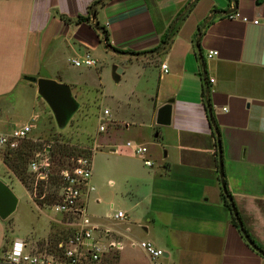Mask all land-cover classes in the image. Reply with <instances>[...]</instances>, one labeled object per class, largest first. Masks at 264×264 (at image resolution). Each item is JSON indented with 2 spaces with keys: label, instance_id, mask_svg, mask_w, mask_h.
<instances>
[{
  "label": "crops",
  "instance_id": "obj_1",
  "mask_svg": "<svg viewBox=\"0 0 264 264\" xmlns=\"http://www.w3.org/2000/svg\"><path fill=\"white\" fill-rule=\"evenodd\" d=\"M233 12L249 21L229 18ZM86 53L98 63L102 54L121 57L119 80L136 83L126 101L117 99L108 152L132 213L100 221L124 245L119 264H264L221 198L224 178L245 232L264 250V0H0V132L10 131L15 94L37 93L24 77L42 67L79 93L69 78H86L92 67L74 75L70 60ZM169 100L171 121L158 125ZM31 119L35 127L39 116ZM123 129L129 137L120 143ZM128 141L146 147L151 166L123 147ZM8 218H0V259L21 239L9 238ZM140 240L163 256L129 245Z\"/></svg>",
  "mask_w": 264,
  "mask_h": 264
},
{
  "label": "rangeland",
  "instance_id": "obj_2",
  "mask_svg": "<svg viewBox=\"0 0 264 264\" xmlns=\"http://www.w3.org/2000/svg\"><path fill=\"white\" fill-rule=\"evenodd\" d=\"M154 53L150 52L149 55L153 56ZM121 59V57L112 54H102L100 63L90 69L86 78H69L74 81L73 83L77 87H80L79 93L72 94L79 107L64 128L57 127L51 110L38 93L33 95L31 92L24 91L22 94H15L16 105L12 109L10 108L6 118L8 127H11L9 129L12 130L16 126L30 122L32 116H39V120L35 122L36 126L32 128L27 140L33 141L38 147L37 149L49 146L55 173L60 167L69 164L77 157L93 155L91 182L95 191L89 196L87 212L93 216L94 221L98 222L104 220L101 217L110 213L111 206L116 211L132 213L130 210L132 200L121 194L124 189L128 188V184L124 177L115 171V167L110 164L111 159L108 153L111 149L109 139L111 119L117 111V99L126 101L130 90L136 85L133 78L126 76L121 80H115L113 66L120 63ZM83 70H87L86 67H76L69 72L77 75L79 71ZM146 91H155L154 80ZM105 109L111 115L104 121L105 129L98 131L99 117ZM2 132L4 131L2 130ZM122 133L119 139L120 143L129 137L127 131L124 130ZM59 148L67 150L68 154L65 156L57 155L56 150ZM59 158L62 160V164L57 162ZM111 178L115 180L114 186L108 183V179ZM18 179L13 176V173L0 159V180L10 187L18 199L15 211L9 216L6 223L8 236L10 239L15 236L26 239L29 247L40 250V244L45 243L50 234L54 232V226L61 227L63 225L58 223L59 215L47 206L45 199L41 201L42 203L37 202L34 193L38 195L39 188L38 184L33 187L35 179L34 182L23 181L22 183ZM42 186L45 192L51 187L50 183ZM97 196L102 197L100 202L97 201ZM36 204L41 205V208ZM108 220V223L122 221L112 218ZM97 264H119V250L109 249L101 256Z\"/></svg>",
  "mask_w": 264,
  "mask_h": 264
},
{
  "label": "built area",
  "instance_id": "obj_3",
  "mask_svg": "<svg viewBox=\"0 0 264 264\" xmlns=\"http://www.w3.org/2000/svg\"><path fill=\"white\" fill-rule=\"evenodd\" d=\"M228 17L243 22L249 21L247 17L237 12L228 14ZM251 22L257 24L259 20L254 19ZM215 55H217L216 51H210L207 57ZM70 61L76 67H96L98 65V60L88 53ZM161 70L163 72L168 70L166 63L161 64ZM109 116V111L105 109L99 117L98 131L105 129L104 121ZM33 122L34 119H31L30 122L16 126L8 132H0V150L19 147L22 141L28 139L34 127ZM123 147L128 148L131 154L142 157L144 165H152L150 160L143 157L147 151L146 147L135 145L131 141L126 142ZM123 147H114L113 150L121 152ZM53 165L51 150L49 146H44L42 149L33 151L27 164V171L35 179L33 187H36L39 182L42 185L49 184L52 176H57L59 179L58 185L54 188L57 199L54 203H47V206L59 215L58 223L71 230L68 239L58 244L61 255L48 252L46 249L34 250L27 245L26 239H14L10 247L1 253L2 264H97L101 256L109 249H123L124 245L112 237V231L94 221L93 216L87 212L89 196L95 190L91 182L92 156L77 157L69 164L60 167L56 173ZM44 196L45 194L39 196L34 193L37 202L44 200ZM36 206L41 208V205L36 204ZM127 217V212L116 211L113 206L107 216L114 220H125ZM129 245L139 247L151 259H157L164 254L161 249L147 240L131 241Z\"/></svg>",
  "mask_w": 264,
  "mask_h": 264
},
{
  "label": "water",
  "instance_id": "obj_4",
  "mask_svg": "<svg viewBox=\"0 0 264 264\" xmlns=\"http://www.w3.org/2000/svg\"><path fill=\"white\" fill-rule=\"evenodd\" d=\"M122 71L123 68L117 65L113 67V76L116 81L120 79L119 77ZM24 79L35 84L38 95L45 101L51 110L57 127L60 129L64 128L79 107L78 102L72 95L70 85L52 79L50 74L43 67L40 69L38 77L27 75ZM170 121L171 100L167 101L157 110L155 119L158 125H169ZM220 176L222 177V172H220ZM17 202L18 199L10 187L0 180V218H8L15 211ZM234 216L248 244L264 255V250L259 248L245 232L242 222L236 212H234Z\"/></svg>",
  "mask_w": 264,
  "mask_h": 264
},
{
  "label": "trees",
  "instance_id": "obj_5",
  "mask_svg": "<svg viewBox=\"0 0 264 264\" xmlns=\"http://www.w3.org/2000/svg\"><path fill=\"white\" fill-rule=\"evenodd\" d=\"M185 13H181L177 16L175 19V24L171 29H169L164 36L161 38V43L166 45L168 42L169 37L173 34L176 28V24L183 19ZM119 51V50H116ZM155 51V50H153ZM130 54H137L136 52H127ZM146 53V52H145ZM37 146L33 141H28L24 140L22 143L17 147L16 149H4L2 152L0 151V159L4 163V165L7 167L10 172L13 173V176L16 178H19L18 180L22 183L23 181L25 182H34L33 176L27 172V164L29 159L31 158L33 151L37 150ZM56 154L60 156H65L68 154L67 150L59 148L56 150ZM58 163L62 164V160L59 158L57 159ZM59 179L57 176H52L50 178V185L49 190L45 192L43 190L42 184L39 182L38 183V188H39V196L42 194H45L44 199L47 201V203H54L56 201V195H55V190L54 188L58 185ZM53 188V189H52ZM221 198L223 203L229 208V210L232 213V223L236 227L237 221L234 216V212L237 213V209L235 207L232 195L228 191L226 187V182L224 178L221 181ZM42 203V202H40ZM54 232L50 234L48 239L46 240L45 243L40 244V250L46 249L48 252H52L57 255H61V249L58 247V244L61 241H65L68 239V237L71 235V230L67 229L64 226L61 227H55L54 226ZM251 239V238H250ZM252 240V239H251ZM253 241V240H252ZM254 242V241H253Z\"/></svg>",
  "mask_w": 264,
  "mask_h": 264
}]
</instances>
